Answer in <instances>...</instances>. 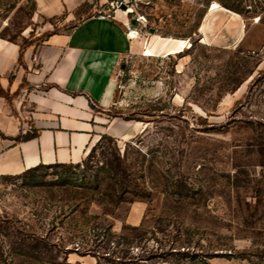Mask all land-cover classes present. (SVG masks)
Returning a JSON list of instances; mask_svg holds the SVG:
<instances>
[{
  "label": "rangeland",
  "instance_id": "obj_1",
  "mask_svg": "<svg viewBox=\"0 0 264 264\" xmlns=\"http://www.w3.org/2000/svg\"><path fill=\"white\" fill-rule=\"evenodd\" d=\"M117 1L139 47L105 114L142 131L103 134L73 168L0 176V252L27 235L38 257L16 264H264V0ZM80 17L0 0V38L25 49ZM156 35L176 52L148 55Z\"/></svg>",
  "mask_w": 264,
  "mask_h": 264
},
{
  "label": "crops",
  "instance_id": "obj_2",
  "mask_svg": "<svg viewBox=\"0 0 264 264\" xmlns=\"http://www.w3.org/2000/svg\"><path fill=\"white\" fill-rule=\"evenodd\" d=\"M112 1L37 0L44 15L73 20L80 13L81 19L23 51L19 43L0 38V87L5 92L0 93V175L40 164L78 163L103 134L126 140L142 131L105 114L114 103L124 57L139 47L138 38L128 36L131 18L125 10L98 17L96 10Z\"/></svg>",
  "mask_w": 264,
  "mask_h": 264
},
{
  "label": "trees",
  "instance_id": "obj_3",
  "mask_svg": "<svg viewBox=\"0 0 264 264\" xmlns=\"http://www.w3.org/2000/svg\"><path fill=\"white\" fill-rule=\"evenodd\" d=\"M13 38H14V37H13ZM13 38H10V39H8V40L14 42ZM21 51H23L22 47H21ZM34 135H36V132H34V133H32V134H27V135L23 136V138L26 139V138H29V137H33ZM20 138H21V137H19V139H20ZM93 150H94V147L92 148L91 153L93 152ZM91 153H90V154H91ZM75 164H76V163L40 164V165H37V166H35V167H32V168H30V169H28V170H26V171H24L23 173H20V174L34 173V172L39 171V170H40L41 168H43V167H63V168H73V167H75ZM18 175H19V174H18ZM0 176H6V175H0ZM121 188H122V185H121ZM144 222H145V220H143L142 223H141L140 225H134V226H132L131 228L134 229V230H141V229H143V224H144ZM30 238H31L30 236L25 235V238L23 239V240H25V241H23V242L21 243V244H22L21 246H23L24 248H19L18 250H17V248H14L13 252H11L10 254H8V255H6V256H5V253L2 252V250H1V252H0V264H16V262H15L16 259H14V257H15L16 254L19 255V256H30V257L33 256L35 259H37L38 256H36V255H32V253H31L29 250H27V248H25L26 246H27V247L30 246L29 243H27V241H26V240H29ZM33 240H34V239H33ZM186 256H187V258H189V259H195V258L197 257L196 254H192V255L187 254ZM166 261H168V260H166ZM206 261H207L206 259H205V260L202 259V262L199 263V264H210V263H208V262H206ZM180 262H181V260H180ZM66 264H69V263L66 262ZM177 264H179V262H178Z\"/></svg>",
  "mask_w": 264,
  "mask_h": 264
},
{
  "label": "bare ground",
  "instance_id": "obj_4",
  "mask_svg": "<svg viewBox=\"0 0 264 264\" xmlns=\"http://www.w3.org/2000/svg\"><path fill=\"white\" fill-rule=\"evenodd\" d=\"M220 7L218 3H214L212 6V9H216ZM129 10H125L127 13L133 12L134 9L132 6H129ZM140 35L139 31L135 28H132L130 36L133 39L138 38ZM177 45H178V40L176 38H168V37H162L160 35H156L155 39L151 44H149V47L147 49V54L148 55H155L157 52H164V53H169L172 54L176 52L177 50ZM146 47V46H145Z\"/></svg>",
  "mask_w": 264,
  "mask_h": 264
},
{
  "label": "built area",
  "instance_id": "obj_5",
  "mask_svg": "<svg viewBox=\"0 0 264 264\" xmlns=\"http://www.w3.org/2000/svg\"><path fill=\"white\" fill-rule=\"evenodd\" d=\"M110 4H111V6L115 7V5H116L117 8H120L123 5V1L118 2L116 0V1H112ZM128 9H130L129 6H128ZM97 15L100 18H105V17H109L111 15V13L110 12L99 11V12H97ZM136 20L137 21H141L140 18H137ZM134 26L135 25H133L131 22L126 24V27L128 29V35H130L131 30H132V28H134Z\"/></svg>",
  "mask_w": 264,
  "mask_h": 264
},
{
  "label": "water",
  "instance_id": "obj_6",
  "mask_svg": "<svg viewBox=\"0 0 264 264\" xmlns=\"http://www.w3.org/2000/svg\"><path fill=\"white\" fill-rule=\"evenodd\" d=\"M123 9L129 10L127 5H122ZM134 22V21H133Z\"/></svg>",
  "mask_w": 264,
  "mask_h": 264
}]
</instances>
